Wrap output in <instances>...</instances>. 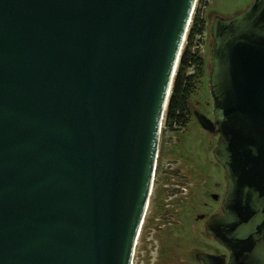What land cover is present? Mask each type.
<instances>
[{
	"label": "water",
	"instance_id": "water-1",
	"mask_svg": "<svg viewBox=\"0 0 264 264\" xmlns=\"http://www.w3.org/2000/svg\"><path fill=\"white\" fill-rule=\"evenodd\" d=\"M196 2L0 0V264H132ZM211 38L228 261L199 259L264 264V0Z\"/></svg>",
	"mask_w": 264,
	"mask_h": 264
},
{
	"label": "flooded vegetation",
	"instance_id": "flooded-vegetation-1",
	"mask_svg": "<svg viewBox=\"0 0 264 264\" xmlns=\"http://www.w3.org/2000/svg\"><path fill=\"white\" fill-rule=\"evenodd\" d=\"M201 114L213 120L212 102L210 113ZM196 131L190 142L163 141L160 131L152 186L135 244L140 264H190L191 243L196 264H203L201 254L225 256L228 261L225 248L206 230L210 219L222 215L226 191L224 169L213 154L218 135L200 126Z\"/></svg>",
	"mask_w": 264,
	"mask_h": 264
},
{
	"label": "rangeland",
	"instance_id": "rangeland-1",
	"mask_svg": "<svg viewBox=\"0 0 264 264\" xmlns=\"http://www.w3.org/2000/svg\"><path fill=\"white\" fill-rule=\"evenodd\" d=\"M252 0H204L202 3H197L193 14L197 13L199 18V25L202 26V33L197 34L194 38L183 44V47L189 46L188 52L193 57H197L201 61V66L191 65L185 70L184 77L190 78L189 92L187 96L186 109L177 122L168 123L165 118L161 126V135L163 141L171 139L172 141L181 140V142H190L188 139H192L193 135L197 133L198 125L194 120L193 112L209 114L211 110L212 99L208 90V71L210 68V48L212 45L211 38V24L215 16L230 17L247 7ZM182 47V50L184 49ZM181 50V52H182ZM170 129H173L172 131ZM167 147V146H166ZM213 148V146H211ZM210 147V149H211ZM210 151V150H209ZM138 247V246H137ZM192 251V257L190 264H196L193 259V252L196 247L191 243L190 247ZM154 263L153 260L150 264ZM132 264H140L137 257V249L134 248Z\"/></svg>",
	"mask_w": 264,
	"mask_h": 264
},
{
	"label": "trees",
	"instance_id": "trees-1",
	"mask_svg": "<svg viewBox=\"0 0 264 264\" xmlns=\"http://www.w3.org/2000/svg\"><path fill=\"white\" fill-rule=\"evenodd\" d=\"M202 3L204 0H197V3ZM196 6V5H195ZM195 10V9H194ZM196 12V10H195ZM201 23L197 16V13L192 15L190 25L186 34V43L191 41L195 35L202 33V26L199 25ZM187 43V44H188ZM185 45L182 50L179 60L176 67L175 76L173 78L166 110H165V118L167 123L177 122L183 116L186 109L187 96L189 92V84L190 78H185V70L193 65L201 66V61L197 59V57H193L194 55H190L188 52V47Z\"/></svg>",
	"mask_w": 264,
	"mask_h": 264
},
{
	"label": "built area",
	"instance_id": "built-area-1",
	"mask_svg": "<svg viewBox=\"0 0 264 264\" xmlns=\"http://www.w3.org/2000/svg\"><path fill=\"white\" fill-rule=\"evenodd\" d=\"M184 42H185V40H184ZM184 44V43H183ZM164 119V118H163ZM162 122H163V120H162Z\"/></svg>",
	"mask_w": 264,
	"mask_h": 264
},
{
	"label": "bare ground",
	"instance_id": "bare-ground-1",
	"mask_svg": "<svg viewBox=\"0 0 264 264\" xmlns=\"http://www.w3.org/2000/svg\"><path fill=\"white\" fill-rule=\"evenodd\" d=\"M184 48V47H183Z\"/></svg>",
	"mask_w": 264,
	"mask_h": 264
}]
</instances>
